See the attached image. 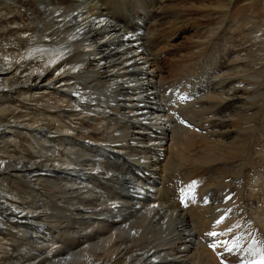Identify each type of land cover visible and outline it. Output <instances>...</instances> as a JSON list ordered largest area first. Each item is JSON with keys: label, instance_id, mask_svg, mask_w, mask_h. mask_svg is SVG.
<instances>
[{"label": "bare ground", "instance_id": "1", "mask_svg": "<svg viewBox=\"0 0 264 264\" xmlns=\"http://www.w3.org/2000/svg\"><path fill=\"white\" fill-rule=\"evenodd\" d=\"M235 1L195 7L208 20L219 15L204 40L191 33L190 61L201 64L207 54L187 103L167 96L156 51L141 40L151 27L142 19L134 24L142 33L132 34L116 24L108 1H0L8 36L0 38V122L8 116L6 123L50 133L52 152L66 161L62 167L9 156L4 138L20 128L8 135L0 125V174L20 178L33 195L32 206L22 207L19 196L0 193V264H222L221 255L234 264L239 257L226 250L249 253L240 243L251 228L261 226L264 239V19L233 24ZM184 116L191 127H183ZM66 144L90 168L66 158ZM126 154L133 160L122 173L113 164ZM207 172H213L207 183L218 178L221 188L213 193L206 183L211 196H197L193 215L162 202L168 179L196 181ZM227 187L234 192L224 201ZM238 218L248 220L241 224L246 236L231 241L242 233L227 232Z\"/></svg>", "mask_w": 264, "mask_h": 264}, {"label": "rangeland", "instance_id": "2", "mask_svg": "<svg viewBox=\"0 0 264 264\" xmlns=\"http://www.w3.org/2000/svg\"><path fill=\"white\" fill-rule=\"evenodd\" d=\"M98 1L100 3H102V2L104 3L107 1L109 2V5H110L109 8H110L111 14L114 15V18H115V19L113 18L114 21L122 30L128 31V33L131 32L133 34L135 29H139V28H135L134 24H135V22H137L140 19L143 20V23L147 22V23L151 24V27L149 29V33L142 36V38H144L146 40H144V39H141V40L144 43V46L146 47L147 50H152L153 52L156 51L155 56L158 58V66L161 68V71H162L161 79H163L162 81H165V82H163V84H165L164 88H166L167 96L171 98L173 96V93H174V96L171 99H175L177 97L179 100H181L182 102H185V103L192 100L191 99L192 94L188 95V93L192 91V86L194 88L193 83L195 82L196 78L199 77V75H200L199 73L202 71L201 68L203 67V63H204V60H205L207 53L203 52L199 56V61H201V64L195 65L194 61H190V60H192L189 57L190 56L189 51H190L191 44H192V34L191 33L194 32V30H196V32L200 33V39L204 40V35H205L206 30L210 26H212L214 21L218 20V17H216V16L219 15V14L214 15L215 17L213 19L208 20L206 18V13H205L204 8H195V7H198L202 4H208V2L210 0H98ZM212 1L215 2L216 0H212ZM193 12H195V13H193ZM203 15H205V17ZM228 16H229V19L231 20V22L233 24H238L237 22L239 20L241 22H244L247 17H252V19L255 21L263 22V19H264V0H237L233 3V6H232ZM207 23H209V24H207ZM216 23H217V21H216ZM26 25H27V23H26ZM192 25L195 27V29ZM199 25H201V26H199ZM0 26H1L0 27V38L2 37L3 39H8V36L5 35L3 33V31H1V30H3L2 29L3 27L5 28V26H2V25H0ZM30 26L28 25V27L33 29L32 25H30ZM136 32L140 34V33H142V29H139ZM16 35H17V33L13 34V37H11V39L14 42H16V39H17ZM147 37L149 38L148 40H147ZM25 44H26V42L21 43V45L23 46V49H24ZM14 48H16V46ZM184 70H186V71H184ZM22 72H23L22 74H26L28 72V68L25 67ZM193 74H195L197 77ZM192 76H194L195 78L193 79ZM192 81H193V83H192ZM166 86H168V87H166ZM16 90L17 89H14L11 92L14 93V92H16ZM4 91H6V90H4ZM0 92H2V90ZM12 97L14 98V96H12ZM19 110L23 113L28 112V109H26V107L20 108ZM43 111H44V109L41 110V112H43ZM5 117H8V116H3V121L0 122V125L2 124L3 126L7 127L6 130L10 131L8 133V135L11 134V129L14 128L16 130V128H17V130H18V128H20L19 133H17L16 135L15 134L10 135L13 137L14 140L13 139L7 140L6 138H4L5 139L4 141H7L6 144H8V147H6V149L7 148L8 149L5 150L6 154H8L9 156H13L14 158L15 157L17 158L21 154L20 156L23 158V159L21 158L22 161L26 159L24 162H30L29 158L30 159L34 158L37 160L40 159L41 161L52 165V164H55V160H56V162L58 163V164H56L57 166L60 165L62 167H66V161L63 164V161L65 160V158H63L61 156L60 157L55 156L54 153L52 152L53 149L50 146H52L53 144L51 142H49V140L46 138V136L49 135L50 133L45 132V131H39V130H33L31 132L26 131L25 129H23L19 126H14V124L6 123L5 120L7 118H5ZM178 119H180L179 121L181 123L183 120V123H182L184 125L183 127L187 128L188 126L189 127L192 126V122H191L192 119H190L186 116H184L185 120L184 119L181 120V118H179V117H178ZM9 128H11V129L9 130ZM4 141L2 139H0V152H4V151H1V148H3L2 145H3ZM66 142L67 141H65V143ZM9 143H11V144H9ZM105 150H104V156H107L109 158L110 154L108 153L107 148ZM161 151H163V150L161 149ZM63 152L65 155H67L66 158H70L73 162H76V163H79V162L82 163L85 168H90V162L87 161V159L83 156L82 153L75 154L73 152V150L71 149L70 144H66V148L63 150ZM5 153H3L2 155H6ZM29 155H31V156L29 157ZM26 156H27V158H26ZM53 156H55V157H53ZM117 158H118V160H116V161H118V162L113 164L114 169L116 170V169L120 168L119 171L123 173L125 171V168L132 163L131 160H133V158L131 157V155H127V156L124 155V157H117ZM103 161H105V160H103ZM109 161L111 162L112 160H109ZM126 164H127V166H125ZM210 173H213V172H207L206 174L203 175V179L207 176L204 180L201 178L202 174H200L201 176L199 175V178L196 179V181L193 180V178H191L192 180L187 179L188 181L185 179L188 183L185 180H183L184 178H182L180 176V174L177 175L179 177V179L177 176H175L176 178L174 177L173 179H168L167 184L169 186L168 185L167 186L170 189L168 188L167 190H165L166 192L168 191V193H166L164 191V194H163L164 196L162 195V199H163L162 202L170 208L172 207L174 209L176 207L175 209L182 210V212H185L187 210L186 212L188 215L189 214L193 215L197 209L200 210L199 205H198L199 208L197 206H196V208H193V207H195V205L198 204V200H199L200 196L205 194L204 197L209 199L211 196L210 193L212 192V189H213V193H215L218 191L217 189L221 188L219 185L220 179H218V178H214L213 181L211 180L210 182L207 183V181L209 180V177H210L209 175H211ZM4 174H0V191H1L0 193L3 194L4 197L7 196L8 199L12 200V197H11V192H12V194H14V196L15 195L19 196L22 199V200H19V202H20L19 204L22 207L24 205L32 206L31 197L33 195L27 191L28 190V188H26L27 185L25 183L23 184V182L20 180V178H16V176H14V175L9 176L7 174H5V175ZM207 174H209V175H207ZM180 177L182 179H180ZM174 179H175V181H174ZM198 180L201 181L202 183L201 182L196 183V182H199ZM205 180H206V182H205ZM217 180L219 182H217ZM224 180L225 179L223 178V182H225ZM235 180L237 182L236 177H235ZM177 181L180 183L179 184L177 183L178 185L175 186L174 184H176ZM203 181L205 182V185L203 184L204 183ZM223 182H221L220 184H223ZM181 183H183V184H181ZM195 183L197 185H200V186H197ZM206 183L208 185L212 184V186L214 184V186H213L214 188L211 189L210 188L211 186L207 187L208 185H206ZM44 185H45L44 183H41V187L47 188ZM181 185H187L188 187H184V186L182 187ZM203 185L205 186V189L203 188L204 187ZM100 186H102L104 188L106 187L105 185H100ZM195 186H196V188H195ZM201 186L204 190L201 188ZM198 187H200V188H198ZM209 188L211 190L208 191ZM215 188H217V189L215 190ZM201 189L203 190V192ZM172 190H174V191H172ZM184 190H185V192H184ZM194 190H196V192ZM205 190H207L208 193ZM227 190L229 191L230 189L227 187L226 189L222 190L223 191L222 193H224V194L227 193ZM177 191L179 192V194ZM189 191L191 193L193 192V194L190 193L191 196H189V194H188ZM204 192H206V193H204ZM233 192H234V190L231 189V192H229V193L232 194ZM182 193H184V194H182ZM186 193L188 194L189 198L192 197V195H193L194 197H192V198H194V199L186 198ZM200 193L202 195L199 196ZM44 194L47 196V194L45 192H44ZM23 196H24V198H23ZM197 196H198V200H197ZM26 197L28 200L26 199ZM180 198H182V199L184 198V200L186 199L185 202L182 203V199H180ZM229 198L230 197H228L227 199H229ZM222 199L224 200V198H222ZM29 200H30V202H29ZM195 200H196V203H195ZM226 200H224V201H226ZM53 201H54V199H53ZM189 202H191V203H189ZM188 203H189V205H188ZM192 204H193V207L191 208ZM230 207H226L227 209L225 208L223 210V213L224 214H225V212L228 213L231 209ZM102 208H104V206H102ZM223 213H221L220 214L221 216L219 215V217H217V218L222 219L223 218L222 216L225 217L227 215V214L224 215ZM218 220H220V219H217L216 221H218ZM247 221L248 220H246V221L243 220L244 223H239L240 218H238L237 222H236V220H234L232 223L233 225L231 224L235 228H233L231 225H230L231 229L229 227L227 228V232L229 230L234 231L233 229L237 230V232H239V230L242 231V233L239 232V234H234L236 232L235 231L233 233L234 235L232 234L233 238H232V235L230 237L231 241H233V240L235 241L237 236H238V238L239 237L242 238V237L246 236L245 235L246 232H245V234L243 232V230L245 231L244 228H246V225L244 227V226H241V224L242 225L248 224ZM234 224H235V226H234ZM236 225H237V229H236ZM255 228L256 227L251 228L253 231L250 229L252 233L250 234V239H249V237L247 238L249 241H246L247 240L246 239L243 243H240L242 245L244 243H246V245L244 244L242 246L243 250H245L246 248L247 249L249 248L251 250V252L253 250H255V252L253 251L252 252L253 254H252V253H250V250H249L250 254L248 252L247 253L243 252L242 254H240V253L237 254L238 256L237 255L231 256L230 255L231 249H227L226 251L230 252V253H228L229 256L227 255V257H229V258L231 257V258H235V259H238L237 257H239L238 260H244L243 264L244 263L247 264V261H249V260H254V261L256 260L259 262L264 260V256H258L257 255L258 253H261V251H264V239H261V237H259V235L257 234V232L263 228L261 226H260L261 229L260 228L255 229ZM254 232H256V233H254ZM240 233H241V235H240ZM242 234H244L245 236H243ZM235 235H237V236H235ZM253 237H255L254 238L255 240H253ZM238 238H237V240H238ZM257 238H259V239H257ZM255 241H257V243H259L258 246H257V243ZM248 243H250V244H248ZM260 243H261V245H260ZM254 245H256V246L254 247ZM259 245H260V248H259ZM252 246L255 249L252 248ZM210 247H212V246L210 245ZM256 247L258 248L257 250H256ZM241 257H243V258H241ZM223 259H224V257L221 255L222 264H232V263H229L228 260H226L227 263H224ZM224 261H225V259H224Z\"/></svg>", "mask_w": 264, "mask_h": 264}, {"label": "snow or ice", "instance_id": "3", "mask_svg": "<svg viewBox=\"0 0 264 264\" xmlns=\"http://www.w3.org/2000/svg\"><path fill=\"white\" fill-rule=\"evenodd\" d=\"M208 235H210V236H216L217 235V233H215V232H211V233H208ZM212 247H215V244H213V245H211ZM260 264H264V260H262L261 262H260Z\"/></svg>", "mask_w": 264, "mask_h": 264}]
</instances>
